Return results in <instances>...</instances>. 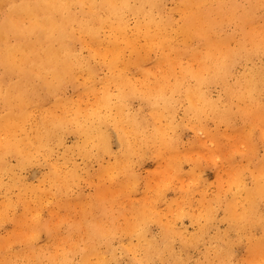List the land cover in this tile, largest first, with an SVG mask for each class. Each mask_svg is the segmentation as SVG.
Instances as JSON below:
<instances>
[{
    "label": "clouds",
    "instance_id": "clouds-1",
    "mask_svg": "<svg viewBox=\"0 0 264 264\" xmlns=\"http://www.w3.org/2000/svg\"><path fill=\"white\" fill-rule=\"evenodd\" d=\"M0 264H264V0H0Z\"/></svg>",
    "mask_w": 264,
    "mask_h": 264
}]
</instances>
